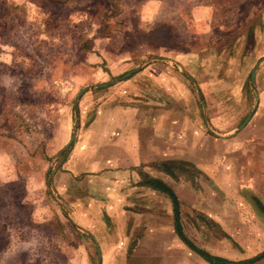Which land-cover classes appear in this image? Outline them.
I'll return each instance as SVG.
<instances>
[{
    "label": "rangeland",
    "instance_id": "374dc122",
    "mask_svg": "<svg viewBox=\"0 0 264 264\" xmlns=\"http://www.w3.org/2000/svg\"><path fill=\"white\" fill-rule=\"evenodd\" d=\"M128 83L135 89L119 85ZM263 88L264 0H0V264H80L69 252L77 245L87 255L49 188L52 162L74 119L76 136L79 115L126 90L188 120L185 146L168 148L169 161L184 162L169 181L184 240L264 264ZM256 103V117L225 139ZM169 237V255L197 264V252Z\"/></svg>",
    "mask_w": 264,
    "mask_h": 264
},
{
    "label": "crops",
    "instance_id": "0c3cea01",
    "mask_svg": "<svg viewBox=\"0 0 264 264\" xmlns=\"http://www.w3.org/2000/svg\"><path fill=\"white\" fill-rule=\"evenodd\" d=\"M119 85L135 89L134 83ZM106 98L79 115L73 144L52 173L49 188L65 208L71 225L91 235L93 247L95 242L99 249L97 264H188L183 258H175V253L169 255L177 249L174 242L169 245L173 239L169 233L176 237L169 198L138 184V173H144L161 180L175 193L169 183L172 178L151 164L169 161V142L182 147L188 120L175 123L177 115L172 113L170 118L169 111L158 112L157 106L141 103L136 91ZM260 106L255 104L250 119L256 117ZM192 122V138L199 140L203 134L196 121ZM186 148L189 150L190 145ZM194 167L202 171L200 165ZM80 174L82 178H78ZM199 218L206 219L202 215ZM83 245L87 243L83 241ZM82 250L77 245L76 253L69 252L72 256L80 252L79 263L85 264L87 255ZM196 257L197 264H207Z\"/></svg>",
    "mask_w": 264,
    "mask_h": 264
},
{
    "label": "trees",
    "instance_id": "16d2710c",
    "mask_svg": "<svg viewBox=\"0 0 264 264\" xmlns=\"http://www.w3.org/2000/svg\"><path fill=\"white\" fill-rule=\"evenodd\" d=\"M258 18H259V22L261 23V21L263 20L262 16L259 15ZM258 27H261V26L258 25ZM250 31H251V29L248 30L249 34L246 35V39H249V35H251V33H252ZM133 62H134V66H136L138 59L137 58L133 59ZM125 73H127V72H124L120 76H123ZM248 81H249V75H248ZM98 89H100V88H98ZM244 118H242L241 122L244 120ZM72 144H73V141L66 148V150L62 153V155L59 157L58 161L54 165L55 168H57L59 166V164L61 163V161L64 159L65 155L70 150ZM57 154H58V152L56 153V155ZM182 164L184 165V162H182V161H164V162H157V163L151 164V166L153 168H155L156 170H158L159 172H162V173L166 174L167 176L174 179L175 178V172L176 171L180 172V170L182 171V169L180 167V166H182ZM138 177H139V182H138L139 185L146 187V188H149L151 190L163 193L169 198L171 205H172L173 230L179 239H181L182 241H186V240H184V238L182 236L181 227H180L179 221H178L177 199H176L175 195L173 194V191L171 190V188L168 187L167 185H165L161 180L154 178V177H150L147 174L138 173ZM204 221H206V220H204ZM67 222L70 225V227L72 228L71 223L69 221H67ZM78 234L82 239L86 240V242H87V245H85V248L87 249L86 250L87 261L89 262V264H97L95 261V248L93 247L91 240L89 239L88 236H86L84 234H81V233H78ZM199 252H200L199 256L207 264H250L249 260L233 262V261L225 260V259L220 258V257L212 256V255H210L206 252H203V251H199Z\"/></svg>",
    "mask_w": 264,
    "mask_h": 264
},
{
    "label": "water",
    "instance_id": "95a60500",
    "mask_svg": "<svg viewBox=\"0 0 264 264\" xmlns=\"http://www.w3.org/2000/svg\"><path fill=\"white\" fill-rule=\"evenodd\" d=\"M139 68H140L139 66L136 67V68H134L133 70H131V71L125 73L122 77L116 79L115 81H111V82H108V83H105V84H102V85H95V86H91V87H94V88H103V87H107V86L113 85L114 82H118V81H121V80H123V79H126V78L130 77L133 73L137 72V71L139 70ZM255 68H256V66L251 70V72H250V74H249V78H250V82H251V84L253 83ZM88 88H90V87L87 86V87L82 88V89L78 92V94L76 95L75 100H74V102H73V110H74V111H75V105H76V101H77V99H78L79 96L82 94V92L85 91V90L88 89ZM252 113H253V110H251V111L247 114V116L245 117V119L243 120V122L237 127L236 131H235L234 133H232L231 135L227 136L226 138H227V139H228V138H231V137L235 136L239 131H241L242 128L245 126V124H246V123L248 122V120L250 119ZM75 126H76V121H75V119H74V122H73V128H72V132H71V135H70V137H69V140H68V141L66 142V144L63 146L62 150L59 152V154H58V156L55 158V160H53L52 164H54L55 161L58 160V158L62 155V153L66 150V148L72 143V141H73V139H74V136H75ZM49 168H50V167H48V168L46 169V174H48ZM58 202H59V201H58ZM59 203H60V202H59ZM60 207L63 208V206H62L61 204H60ZM72 225H73L77 230H79V231H81L82 233L86 234V235H87V236L93 241L91 235H90L86 230L80 228L79 226H76L74 223H72ZM184 242L187 244V246H188L189 248H191L193 251H195V252H197L198 254H200V252H199L198 250H196L191 244H189L187 241H184ZM94 246H95V249H96V255H95V257H96V261H97V263H99V257H100V256H99V249L97 248V245H96L95 242H94Z\"/></svg>",
    "mask_w": 264,
    "mask_h": 264
}]
</instances>
